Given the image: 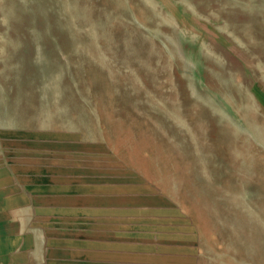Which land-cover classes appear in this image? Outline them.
<instances>
[{"label":"rangeland","instance_id":"1","mask_svg":"<svg viewBox=\"0 0 264 264\" xmlns=\"http://www.w3.org/2000/svg\"><path fill=\"white\" fill-rule=\"evenodd\" d=\"M240 5L0 0V211L30 213L35 261L264 264V21Z\"/></svg>","mask_w":264,"mask_h":264},{"label":"crops","instance_id":"2","mask_svg":"<svg viewBox=\"0 0 264 264\" xmlns=\"http://www.w3.org/2000/svg\"><path fill=\"white\" fill-rule=\"evenodd\" d=\"M232 8L247 4L255 19L264 21V0H231ZM260 23V22H259ZM30 213L0 211V264H40L35 261L31 245V224L25 221Z\"/></svg>","mask_w":264,"mask_h":264}]
</instances>
